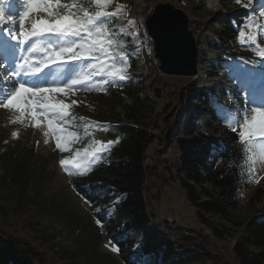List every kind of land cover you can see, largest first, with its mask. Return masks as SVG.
I'll return each instance as SVG.
<instances>
[{"label": "rangeland", "instance_id": "obj_1", "mask_svg": "<svg viewBox=\"0 0 264 264\" xmlns=\"http://www.w3.org/2000/svg\"><path fill=\"white\" fill-rule=\"evenodd\" d=\"M128 1H131L130 5L125 4ZM115 2V7L122 8L120 24H126L129 19L143 22L141 35L145 31L148 33L147 46L131 58L128 69L131 80L124 87H108L106 93L78 91L75 95L59 96L58 99L68 103L77 100L79 103L71 108L72 115L106 124V116L114 119L124 116L126 106L132 101L130 93L134 87H139V95L150 105L147 110L140 112V116L148 123V131L153 136L145 151L144 196L153 222L160 224L166 237L176 245L174 260L181 255L182 264H238L232 247L240 234V228L209 215L212 223L219 227L231 225L228 234L218 237L213 235L207 224L200 221L176 178L179 152L173 144L166 142L165 134L177 125L182 130L188 121L197 124L198 128L212 130L199 108L181 100L178 95L191 82L211 86L216 95L228 97L227 109L235 107L230 103L231 100L244 95L243 92H237L240 88H247L258 103L264 101V64L252 63V60L261 58L255 57L249 48L241 47L235 38L237 32L232 39L222 40L218 22L220 15L233 12V27L237 29V22H242L245 14L251 11L256 28L264 30V16L261 15L264 0H253V9L242 6L248 0H242L241 4L235 3V0ZM84 6L88 7L87 4ZM158 7L178 8L185 15L186 28L197 52V72L188 80L183 79L185 75L166 74L159 69L160 60L154 51L156 40L147 29V20ZM248 30L244 28V31ZM3 39L0 36V61L5 55ZM258 42L264 46V38ZM129 46L134 47L132 44ZM221 50L232 55L224 56ZM132 61L136 62L135 67ZM219 61L226 63L229 69L220 66ZM3 75L4 71L0 69V76ZM0 87H3L2 82ZM145 89L149 94L145 93ZM157 89L159 96L156 95ZM17 115L0 108V146L4 151L0 156V230L20 247L30 250L37 264H125L118 251L112 250L115 244L105 234L103 227L97 224L91 206L77 195L58 163L59 159L70 153H60L50 139L45 144L44 128L34 129L11 123ZM28 123L30 125V121ZM14 131L18 132V138L12 137ZM80 131L83 134L82 127ZM95 138L116 140L104 131H96ZM83 143H87V139ZM8 156L13 159V166L9 169L5 167ZM17 163L18 173H15ZM259 185H264V163L257 162L251 179L248 178L240 191L242 204L237 209L240 220L254 212L256 207L250 205L248 199ZM140 235L132 234L134 244ZM150 263L144 261L142 264Z\"/></svg>", "mask_w": 264, "mask_h": 264}, {"label": "snow or ice", "instance_id": "obj_2", "mask_svg": "<svg viewBox=\"0 0 264 264\" xmlns=\"http://www.w3.org/2000/svg\"><path fill=\"white\" fill-rule=\"evenodd\" d=\"M114 2L0 0V36L4 37L5 52L0 61V69L4 71L0 76L3 84L0 108L18 114L11 123L44 128L45 144L50 139L60 153H70L58 161L70 178L90 174L120 138L96 139V131L108 132L110 126L72 115V106L79 102L68 103L58 97L75 95L78 91L106 93L108 87H124L131 80L128 72L131 58L148 43L147 31L141 35L143 22L129 19L126 24L114 23L122 13L120 6L111 8ZM241 2L235 0L237 4ZM242 6L253 9V0ZM261 15L264 16V9ZM252 17L249 11L242 22H237L235 38L241 47L249 48L255 57L261 58L252 60L253 64H264V46L258 42L264 38V30L256 28ZM245 27L249 29L247 32ZM130 44L134 47L130 48ZM237 92L244 95L230 101L235 105L232 109L221 105L220 118L237 134L243 146L244 166L251 179L255 164L264 163V101L258 103L247 88L237 89ZM11 135L18 138L17 131ZM85 139L87 143L82 144ZM79 144L82 146L74 147ZM72 186L86 204L95 203L93 198L79 191L74 181ZM103 210L97 207L95 212ZM96 222L103 225L99 218ZM112 250L118 251V247Z\"/></svg>", "mask_w": 264, "mask_h": 264}, {"label": "trees", "instance_id": "obj_3", "mask_svg": "<svg viewBox=\"0 0 264 264\" xmlns=\"http://www.w3.org/2000/svg\"><path fill=\"white\" fill-rule=\"evenodd\" d=\"M125 4L130 5L131 1ZM234 19L233 12L220 15L218 22L222 40L232 39L237 32L233 27ZM114 23L120 24V20ZM221 53L228 57L232 55L222 50ZM219 62L220 66L229 69L226 63ZM135 65L136 62L132 61V66ZM214 90L211 86L191 82L178 93L181 100L199 108L212 130L198 128L197 124L188 121L182 130L179 125L170 128L165 140L179 152L176 178L200 221L207 224L213 235L218 237L228 234L231 225L219 227L212 223L209 215L239 227L240 234L232 247L238 264H263L264 185H259L248 199V203L256 207L254 212L240 220L237 209L242 204L240 191L248 181V171L244 166L243 146L237 134L227 128L220 118L221 105L228 107V97L222 98ZM156 95H160L158 89ZM130 96L132 101L126 106L122 118L106 116L108 118L105 120L106 124L111 123L106 133L111 138L119 137V143L90 174L69 177V181L71 185L74 181L81 193L95 200L91 212L103 221L105 234L118 247V255L125 264H142L144 261H150V264H182L181 255L174 260L177 251L174 241L166 237L160 224L153 222V215L147 209L144 161L146 148L153 136L140 112L150 105L139 95V87H134ZM3 153L0 146V156ZM12 161V157L5 161L7 169L13 166ZM14 172L18 173V163ZM97 207L104 210L96 213ZM135 233H140L141 237L134 244L132 234ZM0 264L37 263L30 250L20 247L0 230Z\"/></svg>", "mask_w": 264, "mask_h": 264}, {"label": "water", "instance_id": "obj_4", "mask_svg": "<svg viewBox=\"0 0 264 264\" xmlns=\"http://www.w3.org/2000/svg\"><path fill=\"white\" fill-rule=\"evenodd\" d=\"M147 29L156 40L159 69L166 74L195 75L197 52L178 8L158 7L147 20Z\"/></svg>", "mask_w": 264, "mask_h": 264}, {"label": "bare ground", "instance_id": "obj_5", "mask_svg": "<svg viewBox=\"0 0 264 264\" xmlns=\"http://www.w3.org/2000/svg\"><path fill=\"white\" fill-rule=\"evenodd\" d=\"M189 34H190V33H189ZM192 76H193V75H185V78H183V79H184V80H186V79L188 80V79H190ZM186 77H187V78H186ZM146 87H147V86H146ZM145 90H146V89H145ZM145 93H146V94H149L147 90L145 91Z\"/></svg>", "mask_w": 264, "mask_h": 264}]
</instances>
